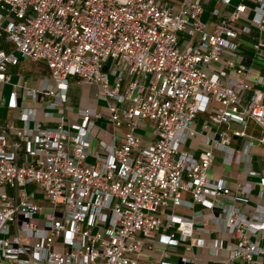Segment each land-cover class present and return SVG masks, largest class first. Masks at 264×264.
<instances>
[{"label":"built area","instance_id":"obj_1","mask_svg":"<svg viewBox=\"0 0 264 264\" xmlns=\"http://www.w3.org/2000/svg\"><path fill=\"white\" fill-rule=\"evenodd\" d=\"M0 41V264H264V0H0Z\"/></svg>","mask_w":264,"mask_h":264},{"label":"crops","instance_id":"obj_2","mask_svg":"<svg viewBox=\"0 0 264 264\" xmlns=\"http://www.w3.org/2000/svg\"><path fill=\"white\" fill-rule=\"evenodd\" d=\"M4 44L2 45V42L0 41V47H3ZM252 49H250L247 45H243L241 47V50H240V55L243 56L244 58L248 59L251 54H252ZM25 60H28V59H22L21 60V63L19 64V66L25 61ZM30 61V60H29ZM32 62V61H30ZM17 66L16 68L13 69V71L17 70L18 67ZM72 80V79H71ZM83 86V85H81ZM84 87V98H83V104L82 105H98L99 104V107H100V110L104 109L103 108V105H101L100 102L97 101L96 97H95V93H94V89L93 88H90L88 86H83ZM1 88H4L3 90L5 91L4 92V95L1 99V103L2 104H5L6 102V99H7V95H8V92H9V87L8 86H5V87H0ZM8 91V92H7ZM81 106V105H80ZM206 118V115L205 114H201L199 116V119H198V122L196 123V128L198 130H201L202 129V122L203 120ZM249 132L256 136V137H259L261 135V130L259 129V127L255 124V123H251V126L249 128ZM206 133V132H205ZM100 137V136H99ZM98 137V138H99ZM97 139V138H96ZM110 140V139H109ZM108 140V141H109ZM236 143V142H235ZM237 144V143H236ZM96 147V142L93 141V146H92V151H93V148ZM185 149L192 152L193 154H195L196 156L200 154L201 150L203 149V138L201 135H196L195 137H192L189 142L187 143V145L185 146ZM264 146L261 145V144H257L254 149H253V152L258 155L259 159H260V162L262 161L263 159V156H264ZM222 163V155L218 152L217 153V161H216V165L213 167L214 169L217 170V172L219 173H223L224 174V178L228 180L229 183L232 184L233 182V178H234V170H228Z\"/></svg>","mask_w":264,"mask_h":264},{"label":"rangeland","instance_id":"obj_3","mask_svg":"<svg viewBox=\"0 0 264 264\" xmlns=\"http://www.w3.org/2000/svg\"><path fill=\"white\" fill-rule=\"evenodd\" d=\"M50 71L46 62H30L25 60L17 70L14 71V81H22L24 79H30L33 76H49ZM68 101L66 103L67 114L74 120L77 118V111L80 105L83 104L84 98V87L79 85L75 79L70 80L69 83V93ZM4 118L3 113L0 115V119ZM100 135L104 136L105 140H109L111 135L106 134V130L100 127V125L94 130L93 140L97 142V139ZM145 142L152 141L148 136L143 137ZM264 151V150H263ZM32 187H30L31 189Z\"/></svg>","mask_w":264,"mask_h":264}]
</instances>
